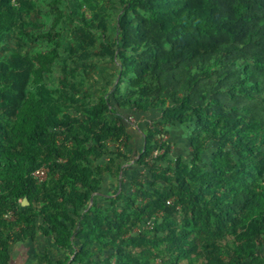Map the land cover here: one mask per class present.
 Returning a JSON list of instances; mask_svg holds the SVG:
<instances>
[{"label": "trees", "instance_id": "trees-1", "mask_svg": "<svg viewBox=\"0 0 264 264\" xmlns=\"http://www.w3.org/2000/svg\"><path fill=\"white\" fill-rule=\"evenodd\" d=\"M18 9L20 3L0 0L2 51L9 49L3 39ZM69 12L83 23L70 48L85 59L96 44L95 31L107 29L105 12L95 0H73ZM116 24L119 35L110 42L102 33L97 53L117 57L121 74L131 72L132 81L149 75L154 92L127 96L120 78L97 104L63 91L62 100L80 103L67 107L70 114L41 83L29 54L11 51L0 58V264H12L15 242L48 235L59 248L72 247L71 260L78 264H113L110 256L98 255L107 247L117 250L115 264H150L155 241H168L169 264H178L187 251H200L210 264L220 259L228 235L246 244L233 248L234 255L255 250L264 264V0H132ZM57 55L51 50L40 57ZM109 107L113 119L106 115ZM151 109L158 110L157 118ZM128 117L148 120L135 160L148 174L128 176L133 193L124 210L100 213L88 208L90 194L105 173L118 171L115 159H129L123 151L132 136ZM178 123L192 125L188 161L182 154L168 158L172 144L163 137ZM209 141L215 150L205 165ZM155 150L161 152L153 156ZM106 155L107 163L95 164ZM43 164L48 178L57 180L31 177ZM24 197L27 205L20 203ZM168 199L173 202L166 204ZM188 208L213 224L210 236L195 233L182 218ZM8 212L13 219L5 218ZM159 212L154 230L126 234L128 225ZM65 261L44 257V264Z\"/></svg>", "mask_w": 264, "mask_h": 264}, {"label": "rangeland", "instance_id": "rangeland-1", "mask_svg": "<svg viewBox=\"0 0 264 264\" xmlns=\"http://www.w3.org/2000/svg\"><path fill=\"white\" fill-rule=\"evenodd\" d=\"M13 4L22 5V9H18L16 15V24L10 32L7 33L4 42H7L9 49L7 51L0 50V58H6L11 51H17L21 54H29L34 60L35 69L39 72L41 83L45 88L52 92L53 98H57L60 106L67 113L72 112L68 106L77 107L79 104L70 103V101L62 100L63 91L69 92L74 98H79L84 104H97L99 99L110 96L114 85L119 81V88L121 92H126L127 96L154 92L156 89L155 80L149 75L143 78L132 81L134 75L129 72L127 75L121 74L122 67L120 66L117 57L100 55L97 53V42L100 40L101 34L105 33L106 38L112 42L119 35L116 30L117 19L123 14L125 8L130 6L132 0H95L101 7L105 16L104 19L107 23L105 32L95 31L96 37L95 46L89 47V56L85 59H78L76 53L71 50L70 46L74 47L77 44L80 35V28L83 25L82 19L69 12L73 0H12ZM83 10V8H82ZM89 16L88 12L86 13ZM170 50V47H167ZM51 50L58 52V55L50 61L44 60L42 55H48ZM208 70V66H204L200 73ZM39 80V81H40ZM127 82L136 85H141L145 89H134L127 86ZM73 84L74 87H71ZM34 86L29 85L27 92L31 94ZM167 104L170 101H166ZM72 107V106H71ZM78 108V107H77ZM107 110V117L113 119V110L109 107ZM157 118L158 110L151 109ZM144 120L136 121L133 117H128L129 128L131 129L132 136L127 139V144L123 147V151L129 156V159H115V165L120 163L119 169L114 173H105L98 187L90 194L88 208L106 213L113 210H124L128 198L133 193V188L130 185L128 176L131 174H148L144 168L137 167L136 158L139 148L143 145ZM148 120H146L147 122ZM151 124V122H150ZM168 131L164 140L171 143V152L168 154L169 158L173 159L177 154H182L186 161L189 160V147L188 140L192 125L186 127L178 123L176 126H168ZM15 137V136H14ZM61 134H58V139H61ZM19 147L28 148L26 144L16 142ZM111 145V144H109ZM208 148L202 152V164L207 165L212 153L215 150L214 142L209 141ZM123 145L120 144V147ZM110 148H113L110 146ZM111 155L103 156L95 161V164H105ZM164 165L165 163L162 162ZM47 182L57 180L56 177H49ZM148 187V185H146ZM171 203L173 199H169ZM129 211V210H128ZM160 213V212H159ZM156 215L145 218L141 222L127 226L126 234H135L142 230H154L157 222L161 220V216ZM187 214L183 215L187 221L193 224L195 233L201 234L204 237L212 234L213 224L209 220H202L197 217L196 210L188 208ZM151 220L148 224L147 220ZM241 230V227H239ZM159 235L162 232H158ZM179 235L177 233L176 240ZM223 246L220 248V259L213 260L210 264H260L257 258V252L248 251L249 253L243 257L234 255L231 250L233 248L241 250L246 247L244 240L241 238L236 241L232 236H227L225 241H222ZM169 243L165 241L160 243L155 241L150 244L152 255L149 256L150 264H169L171 256L167 253ZM13 256L19 254L16 249L22 248L24 250L25 260L21 264H44V257L47 256L51 260L58 259L66 260L65 264H78L71 259L74 255L72 247L59 248L55 240L48 236L42 237H29L24 238L22 241H17L13 245ZM96 244L91 246V249H96ZM264 251V247L260 248V252ZM102 257L110 256L111 261L115 264L117 250L115 247L104 248L98 254ZM95 255L92 258L97 260ZM178 264H206L205 256L199 252H185L181 254L178 259ZM84 261L82 264H87ZM101 264V263H98Z\"/></svg>", "mask_w": 264, "mask_h": 264}, {"label": "built area", "instance_id": "built-area-1", "mask_svg": "<svg viewBox=\"0 0 264 264\" xmlns=\"http://www.w3.org/2000/svg\"><path fill=\"white\" fill-rule=\"evenodd\" d=\"M160 150H155L153 152V156H156L160 153ZM48 174H49V168L46 164H43L37 168H35L32 172H31V177L37 181V182H42L44 180H46L48 178ZM166 204H171V201L168 199L166 200ZM159 215L161 216L162 213L160 212ZM6 219L11 220L13 219L12 213L8 212L7 214L4 215ZM148 224L151 222V220H147Z\"/></svg>", "mask_w": 264, "mask_h": 264}, {"label": "crops", "instance_id": "crops-1", "mask_svg": "<svg viewBox=\"0 0 264 264\" xmlns=\"http://www.w3.org/2000/svg\"><path fill=\"white\" fill-rule=\"evenodd\" d=\"M141 120H144L143 121V123H144L147 119L144 118V119H140V121ZM168 158H169V156H168ZM16 252H18L19 254H17V256H15V257L12 254V258H13L12 264H21V262H23L25 260L24 259L25 258V255L23 254L24 253V250L22 248H18V249H16Z\"/></svg>", "mask_w": 264, "mask_h": 264}, {"label": "water", "instance_id": "water-1", "mask_svg": "<svg viewBox=\"0 0 264 264\" xmlns=\"http://www.w3.org/2000/svg\"><path fill=\"white\" fill-rule=\"evenodd\" d=\"M21 205H27L28 204V200L26 197H24L22 200H21Z\"/></svg>", "mask_w": 264, "mask_h": 264}]
</instances>
